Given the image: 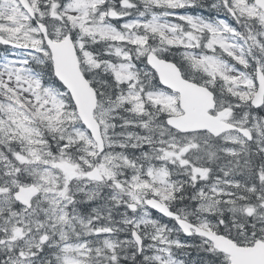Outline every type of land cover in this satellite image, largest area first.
<instances>
[{
    "label": "snow or ice",
    "instance_id": "6c2138e0",
    "mask_svg": "<svg viewBox=\"0 0 264 264\" xmlns=\"http://www.w3.org/2000/svg\"><path fill=\"white\" fill-rule=\"evenodd\" d=\"M0 264H264V0H0Z\"/></svg>",
    "mask_w": 264,
    "mask_h": 264
}]
</instances>
